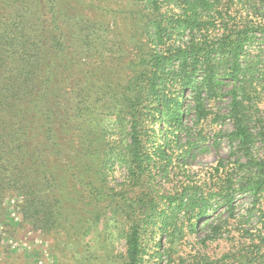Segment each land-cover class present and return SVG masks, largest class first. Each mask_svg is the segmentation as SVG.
Segmentation results:
<instances>
[{
    "label": "trees",
    "instance_id": "16d2710c",
    "mask_svg": "<svg viewBox=\"0 0 264 264\" xmlns=\"http://www.w3.org/2000/svg\"><path fill=\"white\" fill-rule=\"evenodd\" d=\"M257 35L264 0H0V264L26 230L54 264H264ZM227 119L231 153L196 179Z\"/></svg>",
    "mask_w": 264,
    "mask_h": 264
},
{
    "label": "rangeland",
    "instance_id": "374dc122",
    "mask_svg": "<svg viewBox=\"0 0 264 264\" xmlns=\"http://www.w3.org/2000/svg\"><path fill=\"white\" fill-rule=\"evenodd\" d=\"M222 31V30H221ZM215 34H220V31H216ZM189 35L185 33L183 36L181 43L186 44L189 40ZM253 43L249 45L247 48V54L243 58V69H246V66H249V63H254L258 56L264 57V44L261 40V35H257ZM262 67V65H261ZM225 88L224 94L228 92L231 88V83L228 80H225ZM191 99V98H190ZM187 100V105H189L191 100ZM231 102V98L225 96L219 103H217V108H219L225 115L228 113V106ZM262 111L264 110V104L261 105ZM189 121V119H188ZM260 126L264 128V119L259 123ZM209 127V126H208ZM206 129V132L212 136V139H208L207 141V151L203 153H199L197 158L194 162H192V173L196 175V179H199L203 176L206 172V169L211 167L213 164L216 163L217 159L220 156L228 157L231 153V146L232 144L227 140L224 133L220 132L222 130H232L233 124L230 119L221 121L219 125H212ZM214 132L219 134L221 137L215 140ZM234 147H237V143L233 144ZM256 148L259 151V156L264 158V146L263 142L256 143ZM203 169V172H200ZM118 182H121L119 178ZM227 184L224 183L222 186H226ZM229 190V189H228ZM228 190L225 191L227 194ZM231 199L233 200V205L237 208L238 214L246 213L248 207L251 206L252 200L251 198L243 192L239 186L237 180H235V185L231 188ZM225 197V196H224ZM226 202L227 198H223V200H219L216 206L219 208L217 213H226ZM15 204V200L10 203V210L8 214L10 217L15 219V222H19L17 219V214L13 209V205ZM1 228V223H0ZM22 234L15 239L13 236H6V244L17 248L20 251L19 256H21L20 263H28L31 261V264H54L52 260V254H50L49 245L45 244L42 239L38 238L33 232L26 230L25 232H21ZM14 264L13 262H11Z\"/></svg>",
    "mask_w": 264,
    "mask_h": 264
}]
</instances>
